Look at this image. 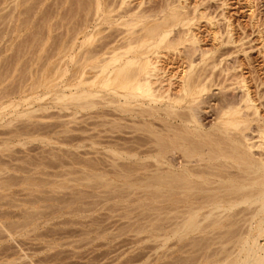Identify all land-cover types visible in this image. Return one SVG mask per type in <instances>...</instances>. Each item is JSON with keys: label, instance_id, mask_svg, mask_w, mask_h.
Instances as JSON below:
<instances>
[{"label": "bare ground", "instance_id": "obj_1", "mask_svg": "<svg viewBox=\"0 0 264 264\" xmlns=\"http://www.w3.org/2000/svg\"><path fill=\"white\" fill-rule=\"evenodd\" d=\"M206 1L68 0L66 19L77 22L70 23L64 43L54 49V73L49 69L52 75L47 72L49 78L35 79L32 87L51 91L63 77L62 90L54 92L53 101L72 118L106 108L111 111L112 119L105 120L112 122L111 132L145 133L133 141L135 146L117 141L110 145L113 161H127L117 164L124 172L117 176L125 179L123 185L140 184L129 180L131 167L135 169L129 161L143 154L141 159L153 162L155 170L145 175L142 186L155 189L158 194L153 198H160L159 209L169 225L164 242L202 234L199 240L187 238L199 254L196 258L190 254V264H264V96L257 88L251 91L242 75L235 86L226 85V75L238 62L232 60L234 67L224 59L223 65L224 53L218 50L236 43L237 37L224 15V28L218 26L206 11ZM246 2L251 9V2ZM221 3L227 5L225 0ZM200 21L205 24L202 32ZM251 21L255 23V17ZM262 40L264 55V36ZM103 111L98 118L108 115ZM141 148L145 150L138 151ZM241 205L246 212L251 210L246 229L231 232L237 218L246 213L230 211ZM210 241L218 249L208 251ZM227 244L232 250L225 248ZM182 259L174 263H186Z\"/></svg>", "mask_w": 264, "mask_h": 264}, {"label": "rangeland", "instance_id": "obj_2", "mask_svg": "<svg viewBox=\"0 0 264 264\" xmlns=\"http://www.w3.org/2000/svg\"><path fill=\"white\" fill-rule=\"evenodd\" d=\"M21 1L0 0V264H175L179 258L184 257L186 263L196 258L199 254L188 242L193 236L201 239L202 234H190L191 239L187 236L180 241L171 237L164 242L169 225L159 209L160 198H153L158 194L155 189L142 186L143 179L155 170L153 162L141 159L143 154L129 161L136 169L131 167L135 176L129 180L136 179L140 184L123 185L125 179L117 176L124 173L117 164L127 161H113L110 145L117 141L135 146L133 141L145 133H129L127 129L111 132L112 122H105L112 119L111 113L106 108L80 112L72 118L68 110L53 101L54 92L62 90L63 77L56 80L51 91L32 87L49 73L57 59L52 56L54 49L64 43L67 30L77 22L76 18V22L66 19L68 0ZM225 1L226 6H222V0H208L204 6L220 28L226 24L224 15L231 23L233 37H237L236 43L224 44L218 50L224 53L222 61L228 59L227 64L238 62L226 75V85L235 86L242 75L251 91L257 88L264 96V0H248L251 9L246 0ZM253 17L256 24L251 21ZM204 25L199 22L200 32ZM211 92L216 93L217 87L213 86ZM101 111L108 115L98 118ZM142 150L145 148L138 151ZM244 208L241 205L230 211L238 209L246 214L237 218L238 223L229 231H243V226L246 229L251 210L246 212ZM259 241L263 243L262 238ZM212 243L208 251L218 249L219 245ZM231 245L225 248L232 250Z\"/></svg>", "mask_w": 264, "mask_h": 264}]
</instances>
